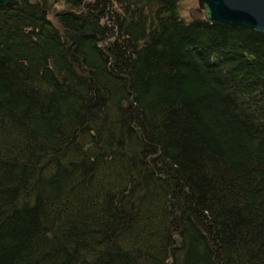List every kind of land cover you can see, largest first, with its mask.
<instances>
[{"label":"trees","instance_id":"trees-1","mask_svg":"<svg viewBox=\"0 0 264 264\" xmlns=\"http://www.w3.org/2000/svg\"><path fill=\"white\" fill-rule=\"evenodd\" d=\"M64 2L0 5V264H264V33Z\"/></svg>","mask_w":264,"mask_h":264},{"label":"water","instance_id":"water-1","mask_svg":"<svg viewBox=\"0 0 264 264\" xmlns=\"http://www.w3.org/2000/svg\"><path fill=\"white\" fill-rule=\"evenodd\" d=\"M9 0H0L5 5ZM204 19L264 33V0H197Z\"/></svg>","mask_w":264,"mask_h":264},{"label":"rangeland","instance_id":"rangeland-1","mask_svg":"<svg viewBox=\"0 0 264 264\" xmlns=\"http://www.w3.org/2000/svg\"><path fill=\"white\" fill-rule=\"evenodd\" d=\"M49 1L51 3V11L48 17L53 22H56L54 13L57 12L58 10L65 9L67 5L65 4L64 0H49ZM198 9L199 8H198L197 0H179V12L180 15L185 19H189L191 16L201 13V11Z\"/></svg>","mask_w":264,"mask_h":264}]
</instances>
